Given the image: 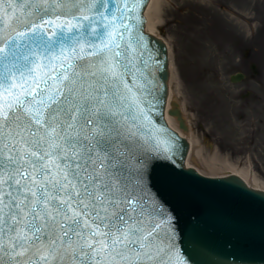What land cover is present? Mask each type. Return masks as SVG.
I'll return each mask as SVG.
<instances>
[{"label": "snow or ice", "instance_id": "6c2138e0", "mask_svg": "<svg viewBox=\"0 0 264 264\" xmlns=\"http://www.w3.org/2000/svg\"><path fill=\"white\" fill-rule=\"evenodd\" d=\"M144 3L0 0V264H195L153 191L185 149Z\"/></svg>", "mask_w": 264, "mask_h": 264}, {"label": "rangeland", "instance_id": "374dc122", "mask_svg": "<svg viewBox=\"0 0 264 264\" xmlns=\"http://www.w3.org/2000/svg\"><path fill=\"white\" fill-rule=\"evenodd\" d=\"M158 5L150 22L170 48L171 87L196 146L190 165L238 172L264 188V0Z\"/></svg>", "mask_w": 264, "mask_h": 264}, {"label": "water", "instance_id": "95a60500", "mask_svg": "<svg viewBox=\"0 0 264 264\" xmlns=\"http://www.w3.org/2000/svg\"><path fill=\"white\" fill-rule=\"evenodd\" d=\"M147 2L148 0H145L142 15ZM145 33L150 38L152 47L158 48L162 58L167 60L165 78L168 82L167 46L157 36ZM240 77L241 74L233 75L231 79L237 80ZM173 102L178 115L171 111ZM170 104L168 115L175 116L179 127L186 132L188 126L179 109V103L172 100ZM165 108L166 105L161 122L166 124L184 145L185 154L174 164L175 171L183 176L179 184L157 182L153 191L172 212L173 223L182 239L181 248L184 247L189 259L195 264H227V261L240 256L252 258L255 264H264V191L248 187L237 175L211 178L198 174L193 168H185L184 159L189 143L186 138L180 136H185V133L178 129L177 122L165 119ZM186 233L194 242L193 246L183 242ZM201 248L210 250L209 255L201 254Z\"/></svg>", "mask_w": 264, "mask_h": 264}, {"label": "bare ground", "instance_id": "6f19581e", "mask_svg": "<svg viewBox=\"0 0 264 264\" xmlns=\"http://www.w3.org/2000/svg\"><path fill=\"white\" fill-rule=\"evenodd\" d=\"M160 0H149L147 6H146V9H145V18H146V30L153 34V35H158L157 33V30L155 28H153L151 22H150V16H151V13L157 9V7L159 6L158 3H159ZM158 5V6H157ZM170 71H171V74L169 76V98H168V101L166 103V114H165V119L166 120H170V121H174V122H177L176 119L174 117H171L168 115V109L170 107V104H169V101L173 100V98H176L175 95L173 94V90H172V84H171V81L173 79V75H172V68H171V65H170ZM181 111H182V114L185 118V120L187 121V124H189V119H188V116L186 115V112H185V107H184V104L181 103ZM189 129H190V126H189ZM185 137L188 139L189 141V144H190V148H189V153H188V156L186 158V161H185V164L186 165H189V166H193L195 167L198 172H200L201 174H205V175H209V176H223V175H216L215 173H210L208 171H206L205 169H207V167L205 166H201V167H197L195 165H190L189 163V158L191 157V155L193 154V149L195 146V142H194V139L189 136V134H186L185 133ZM196 157L198 158V160H200V157H199V151L197 150L196 151ZM232 174H237L239 175L249 186L253 187V188H257V189H261V190H264L263 187H261L259 184H251L250 180H248V178H246L244 175H242L241 173H238V172H232ZM226 175V174H225Z\"/></svg>", "mask_w": 264, "mask_h": 264}]
</instances>
